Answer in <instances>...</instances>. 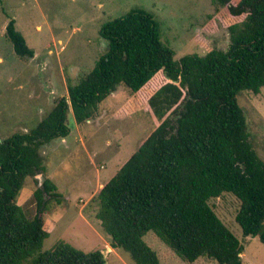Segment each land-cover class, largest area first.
I'll return each mask as SVG.
<instances>
[{
    "label": "trees",
    "instance_id": "trees-1",
    "mask_svg": "<svg viewBox=\"0 0 264 264\" xmlns=\"http://www.w3.org/2000/svg\"><path fill=\"white\" fill-rule=\"evenodd\" d=\"M212 1L231 16L225 51L176 60L153 15L131 8L100 27L106 50L68 95L34 128L0 141V264H105L100 251L64 241L42 252L48 204L60 196L50 180L33 192L32 218L17 197L28 177L45 172L40 148L70 134L69 109L81 125L118 86L134 95L161 72L167 81L147 100L158 126L97 195L96 219L112 247L134 264H160L144 241L152 232L189 264L200 258L242 264L243 245L208 204L224 193L240 203L235 221L242 235L264 244V162L237 98L264 88V0ZM5 30L15 55L32 58L13 19Z\"/></svg>",
    "mask_w": 264,
    "mask_h": 264
},
{
    "label": "rangeland",
    "instance_id": "rangeland-1",
    "mask_svg": "<svg viewBox=\"0 0 264 264\" xmlns=\"http://www.w3.org/2000/svg\"><path fill=\"white\" fill-rule=\"evenodd\" d=\"M134 7L153 15L162 42L174 51L176 60L189 54L203 56L212 49L225 51L229 45L231 16L212 0H0V141L34 128L60 97L67 96L68 87L88 74L106 50L100 27ZM9 19L33 50L32 58H19L13 52L5 34ZM166 81L158 73L134 95L118 86L81 125L69 109L70 134L40 148L45 172L25 180L17 204L32 218L34 190L45 179L56 186L60 196L48 204L45 229L50 234L42 252L64 241L85 253L100 251L105 264H134L126 252L112 247L96 219L97 195L158 126L147 112V100ZM237 98L249 140L264 162V88ZM208 204L243 245L242 264H264V244L244 237L236 224L239 201L224 193ZM144 241L160 264H189L152 232ZM191 264L217 263L200 258Z\"/></svg>",
    "mask_w": 264,
    "mask_h": 264
}]
</instances>
